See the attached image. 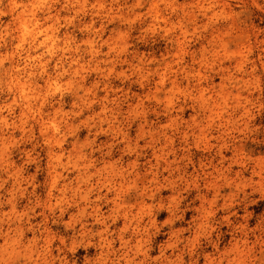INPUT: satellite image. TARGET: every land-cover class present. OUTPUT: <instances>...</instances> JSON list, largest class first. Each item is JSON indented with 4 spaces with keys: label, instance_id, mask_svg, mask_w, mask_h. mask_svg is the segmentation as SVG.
Wrapping results in <instances>:
<instances>
[{
    "label": "clouds",
    "instance_id": "obj_1",
    "mask_svg": "<svg viewBox=\"0 0 264 264\" xmlns=\"http://www.w3.org/2000/svg\"><path fill=\"white\" fill-rule=\"evenodd\" d=\"M0 264H264V0H0Z\"/></svg>",
    "mask_w": 264,
    "mask_h": 264
}]
</instances>
